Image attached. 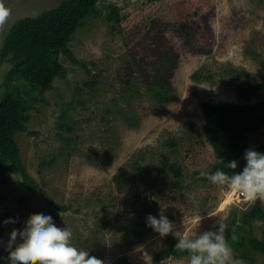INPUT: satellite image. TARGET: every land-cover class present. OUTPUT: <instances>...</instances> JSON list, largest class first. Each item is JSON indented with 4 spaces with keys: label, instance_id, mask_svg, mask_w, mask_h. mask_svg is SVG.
<instances>
[{
    "label": "rangeland",
    "instance_id": "rangeland-1",
    "mask_svg": "<svg viewBox=\"0 0 264 264\" xmlns=\"http://www.w3.org/2000/svg\"><path fill=\"white\" fill-rule=\"evenodd\" d=\"M61 1L3 0L11 17L0 47L17 19ZM110 6L118 19H108ZM68 47L84 66L60 55L63 71L50 90L14 83L33 105L23 120L33 134L19 132L15 141L26 171L68 208L56 226L72 232L73 246L104 264H188L190 257L171 254L178 242L172 234L161 238L146 225L149 214L167 216L174 231L192 238L215 231L221 219L225 232L245 226L260 238L263 220L247 218L243 197L201 175L212 173L215 156L200 105L264 100V91L241 98L228 81L230 68L264 81V0H98ZM9 67L0 62V92ZM92 75L90 90L84 82ZM157 85L169 93L157 96ZM263 141L264 127L246 134L251 146ZM245 164L243 157L239 172ZM20 181L0 172V264H10L12 229L22 230L33 213L50 215ZM9 218L14 222L5 223ZM248 255L264 264L261 253ZM233 258L251 264L234 251Z\"/></svg>",
    "mask_w": 264,
    "mask_h": 264
},
{
    "label": "trees",
    "instance_id": "trees-1",
    "mask_svg": "<svg viewBox=\"0 0 264 264\" xmlns=\"http://www.w3.org/2000/svg\"><path fill=\"white\" fill-rule=\"evenodd\" d=\"M97 1L62 0L54 8L35 16L17 19L5 33L0 47V62L10 63L5 73L8 86L0 92V172L18 175L23 188L37 192L50 209L55 224L59 214L66 212L68 208L52 200L25 169L15 135L19 132H29L23 120L33 105L17 92L14 83L26 82L43 93L52 88L54 79L63 71L60 55H64L74 64L84 66L73 55L68 43L83 20L95 13ZM110 8L111 15L109 14L108 19H118L117 8ZM261 66L264 70V64ZM95 77L92 75L90 81L84 82L90 90L95 88ZM228 81L234 85L237 94L246 100L255 93L264 91V81H252L245 70L230 68ZM157 87L160 88V91L156 92L157 96L162 97L169 93L166 85ZM200 108L204 117V137L215 156L212 173L218 169L229 175L239 172L241 159L247 149L264 153V141L255 146L246 143V134L264 127V100L244 103L203 102ZM221 159L225 163L235 160L236 169L227 168L225 164L220 163ZM246 216L250 221L263 220L260 238L253 236L245 226H238L235 229L229 228L225 232V239L240 258L248 259L254 264L248 251L264 255V209L260 200L251 205ZM250 221L247 220L246 223L249 224ZM171 254L189 257V253L176 248L171 250ZM111 264L128 263L123 260Z\"/></svg>",
    "mask_w": 264,
    "mask_h": 264
},
{
    "label": "clouds",
    "instance_id": "clouds-1",
    "mask_svg": "<svg viewBox=\"0 0 264 264\" xmlns=\"http://www.w3.org/2000/svg\"><path fill=\"white\" fill-rule=\"evenodd\" d=\"M11 10L0 0V31L8 23ZM246 161L243 170L229 175L223 170L204 173L207 179L219 187L229 190L243 197L244 202L253 205L257 200L264 202V153L247 149L244 154ZM229 169H236L237 162L232 160L225 163ZM215 214H208L211 218ZM201 220L203 217L200 218ZM14 222L11 218L5 223ZM199 224V221H197ZM146 225L159 234L161 238L172 234L176 239V249L189 253L188 264H242L234 260L233 249L225 239L227 225L223 219L217 221L216 230L200 233L195 238L188 233L181 234L174 231V224L161 214L159 218L149 214ZM72 232L64 227H57L51 215L33 213L25 222L22 230L12 229L6 250L10 264H104V261L90 256L88 251L78 250L71 244ZM21 238L20 243L17 237ZM235 239V237H233ZM16 245L13 248V245Z\"/></svg>",
    "mask_w": 264,
    "mask_h": 264
}]
</instances>
